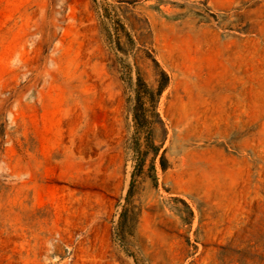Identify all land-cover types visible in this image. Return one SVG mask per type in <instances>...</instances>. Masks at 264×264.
<instances>
[{
    "label": "rangeland",
    "instance_id": "1",
    "mask_svg": "<svg viewBox=\"0 0 264 264\" xmlns=\"http://www.w3.org/2000/svg\"><path fill=\"white\" fill-rule=\"evenodd\" d=\"M0 264H264V0H0Z\"/></svg>",
    "mask_w": 264,
    "mask_h": 264
},
{
    "label": "trees",
    "instance_id": "2",
    "mask_svg": "<svg viewBox=\"0 0 264 264\" xmlns=\"http://www.w3.org/2000/svg\"><path fill=\"white\" fill-rule=\"evenodd\" d=\"M163 78H165V75H163Z\"/></svg>",
    "mask_w": 264,
    "mask_h": 264
}]
</instances>
